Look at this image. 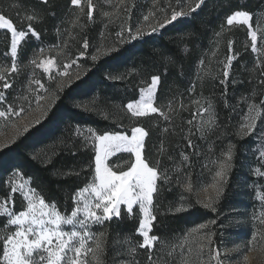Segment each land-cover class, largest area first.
I'll list each match as a JSON object with an SVG mask.
<instances>
[{
    "label": "trees",
    "instance_id": "16d2710c",
    "mask_svg": "<svg viewBox=\"0 0 264 264\" xmlns=\"http://www.w3.org/2000/svg\"><path fill=\"white\" fill-rule=\"evenodd\" d=\"M112 1L92 0L95 7L90 19L88 0H81L79 6L72 5L71 0H0V14L11 19L18 31L27 33L17 51V71L10 73L11 36L8 30L0 29V72L11 85L3 89L4 81H0V92L4 93L0 109L14 105L19 110L21 98L34 99L27 88L29 75L34 72L31 61L39 49L56 46L73 56L81 51L85 54L79 59L83 75L58 91L39 123L0 149V197L8 196L7 177L18 173L47 203L68 214L74 193L94 178L92 133H128L133 127H142L147 133L144 160L161 175L152 202L155 219L151 235L158 239L152 248H141L139 217L122 210L119 217L93 227L99 235L104 234L101 264H113L116 240L124 255L135 249L128 254L132 264H175L176 239L202 222L215 221L217 227L218 217L233 207V183L244 178L231 171L214 207L199 203L196 187L210 183L216 162L230 145L233 163H239L242 149L236 132L238 109L252 95L260 101L264 86V66L254 58L247 26H229L226 16L234 10L261 15L260 35L264 39V0H204L194 13L163 28L158 25L156 32H145L135 39L119 32L117 26L124 17L115 21L116 16L104 15L110 13L107 6ZM132 1L135 7L129 14L131 24L140 22L144 14L148 20L162 24L170 19L171 11L187 12L198 2ZM126 4L129 6L131 0ZM28 15L35 18L28 21ZM29 23L38 38L27 32ZM85 38L87 49L83 48ZM109 47L116 50L100 55ZM90 52L98 54L96 61L89 57ZM229 55L233 57L229 67L235 78L223 76ZM40 74L43 81L44 73ZM152 75L160 76L154 106L161 111L133 117L125 105L137 99L140 84ZM27 106L23 105L25 109ZM201 109L206 113L201 114ZM4 119L0 118V125ZM5 221L0 215V227Z\"/></svg>",
    "mask_w": 264,
    "mask_h": 264
},
{
    "label": "snow or ice",
    "instance_id": "6c2138e0",
    "mask_svg": "<svg viewBox=\"0 0 264 264\" xmlns=\"http://www.w3.org/2000/svg\"><path fill=\"white\" fill-rule=\"evenodd\" d=\"M47 3V0H42ZM204 0H198L195 7L190 8L189 11H171L170 19H165L162 24H159V28H163L166 25L172 24L178 21V19L190 15L197 11ZM72 5L79 6L81 0H71ZM95 5L92 0H88V12L87 15L91 19L93 16V9ZM104 15H110L104 13ZM35 18L34 15H28L26 19L32 21ZM148 20L146 16L144 18ZM252 14L245 10H234L231 14L226 16V24L231 26L235 23L248 26V34L252 40L253 51L256 50L257 34L252 30L250 20ZM0 29H7L11 32V57L13 59L11 69L7 71L14 73L17 71L16 58L18 55L17 46L21 40L26 36L25 31H18L14 26L11 19L6 18L3 14H0ZM158 29L153 28L152 32H156ZM28 33L39 37V34L35 31L32 24H28ZM131 35V32H130ZM145 35L144 32L137 31L132 38ZM219 35V33L217 34ZM89 47L88 40L85 38L83 42V48ZM231 48V42H229ZM115 48H107L101 52L100 55H108L115 51ZM84 52H80V56H83ZM93 61L98 59L97 55L91 57ZM233 57L229 55L227 57L228 64L224 66L223 76L228 78L230 73L228 68L231 64ZM37 67L42 68L45 73L51 71L54 66L53 59L41 60L37 63L36 60L32 61ZM70 64L64 65L65 68L70 67ZM67 75V72L64 73ZM0 81H4L2 84L3 89H8L11 85L5 80V75L0 72ZM224 81H221L223 83ZM34 83L40 84V81L35 80ZM71 83V81H69ZM160 83V76L152 75L151 82L147 88L141 89L140 99L135 102H129L126 105L128 112L133 117H144L152 113H158L161 110L154 106V93L157 90ZM264 83V81H262ZM62 89L63 84L59 85ZM33 89L29 88V92ZM4 97V93L0 92V100ZM41 97L39 94L35 96V102L39 103ZM55 99V96L52 97ZM33 102L32 97L25 96L21 98V106L19 110L14 105H9L5 109H0V118H11L12 116L21 115L26 109L24 104L29 106ZM264 105V101L261 102ZM51 107V104L48 105ZM256 105H250L249 111L255 109ZM211 106L209 105V111ZM205 111L201 109V112ZM47 113V108L42 112V116ZM165 119L168 118L165 113ZM196 114H193L195 118ZM259 115V112H257ZM250 122L241 125V129L238 135L244 137L252 134L256 127V117L251 116ZM39 123V120L36 121ZM192 121H189L191 124ZM207 123V121H205ZM246 129V131H245ZM27 131V128H25ZM132 135L129 137L123 133L109 134L105 133L102 136L96 137V155H95V178L82 189H78L76 196H73V201L77 205L70 215H61L56 210L55 205H49L42 198H38L34 191L32 195H28V192H24L25 199L27 200L26 210L20 211L18 214L10 211L5 204H0V213L6 214L8 217L6 220L7 226H14L15 231L11 234H6L0 237L2 241V248H0V264H87V256L92 254L94 260H98L99 256L103 253L102 241L96 237L92 232L88 231L90 224L102 225L106 221H110L113 217H119L121 215V205L127 206L128 212L133 211V205L138 204L140 212L143 214V218L139 221V228L137 231L143 236V242L140 244L141 248H151L153 241H156L158 237L149 235V226L153 219L150 211V205L153 202V194L157 191V180L161 178L158 170L154 167H150L148 163L142 158V149L144 147V138L147 135L142 127H133L131 129ZM189 146H192L191 140H189ZM4 147V145H0ZM232 146H229V151L225 155L227 160L231 161ZM121 151H129L135 155V162L131 164L127 170H113L107 164L105 160ZM261 157L264 158V152L261 153ZM186 160L187 157L185 156ZM231 164L221 161L219 170L215 172L214 184L212 187L215 191V198L218 199L224 192L223 184L226 181L227 174L231 169ZM258 175H264L259 168L256 169ZM14 175H19L14 173ZM167 180V176L163 177ZM11 191L13 193L17 191H24L25 185H17L11 182ZM188 187V186H186ZM32 191V190H29ZM214 200H210L205 207H212ZM180 209H177L179 211ZM82 217V218H81ZM215 223V221H213ZM264 223V221H262ZM62 225H78L82 231H77L75 227L70 231L62 229ZM201 228L204 225L200 226ZM104 234L101 233L100 236ZM95 241V247H89V241ZM135 249H129V254L134 252ZM217 260V264H222L219 260V256L213 257ZM246 259V258H245ZM151 262V256L149 257Z\"/></svg>",
    "mask_w": 264,
    "mask_h": 264
},
{
    "label": "rangeland",
    "instance_id": "374dc122",
    "mask_svg": "<svg viewBox=\"0 0 264 264\" xmlns=\"http://www.w3.org/2000/svg\"><path fill=\"white\" fill-rule=\"evenodd\" d=\"M127 5L128 4H126V0H115L107 6V12H110L109 14H111L112 16H116L115 21L118 18L124 17V19L120 20V25H118L117 28L119 29V32H121V34H125V37L135 36L138 30L144 33L152 32V29L159 25L155 20H145L144 18L147 16L146 14L142 16L140 22L131 24L128 21L130 20L129 14L132 13L135 5L132 0L131 4L129 6ZM261 19V15H252V19L250 20L252 30L256 31L257 34L255 51H253L252 40L250 36L249 39L250 48L254 54V58H256L255 60L258 61L259 66L262 67L264 66V39H262L260 35ZM235 24L237 23L234 22L233 25ZM9 33L11 36L10 31ZM23 39L21 40V42L23 41ZM21 42L17 46V51ZM9 47V51L11 54V39ZM93 55L98 56L96 52L89 53L90 58ZM84 57L85 54L83 56H73L68 52L60 50V48H57L56 46L43 47L38 50L33 60H36L37 63H39L41 60L53 59L54 66L50 72L45 73L42 68H39L32 63L33 60L31 61V65L34 69V72L32 71V73H30L29 75L30 77L28 79L29 85L27 88V94L34 96L33 102L30 106L28 105L26 107V110L21 115L12 116L11 118L5 117L4 122H2L0 125V145H4V147L9 145L20 134L25 131V128L28 129L33 124H36L37 120H41V118L44 116L41 115L42 112H44L45 108H47L48 110V105L52 104L55 100H53L52 97H56L58 91L61 90L59 85L63 84L64 87H66L70 84L69 81L73 82L74 80L83 75V69H81L82 63L79 59ZM228 63L229 62L227 60L225 65ZM66 64H70L71 66L65 68L64 65ZM228 71L230 73L229 78L231 75L233 76V78L236 77L234 71H230V67L228 68ZM65 72H67V75H64ZM40 73H44L43 81H40V79L42 78ZM35 80L40 81V84H42L44 87L41 88L40 85L34 83ZM150 82L151 78L147 82H142L140 84L137 99L130 102H135L139 100L141 96V89L147 88ZM253 83L255 88V81H253ZM29 88L33 89V91L29 92ZM37 94H39V96L41 97L39 103L35 102V96ZM256 98L257 97H253V95L251 99L247 98V100H245L241 107H239L238 109L239 111L237 117L236 132L239 142L238 145L241 146L242 149V156H239V163H235L234 165L233 156L231 161L227 160V156L225 154L228 153L229 150L226 151L222 158H220L216 162L215 172L219 170V165L221 161L231 164L232 167L227 174L226 181L228 180V176L231 171H234V174L237 175H239L240 173L244 175V178L238 179L239 181L233 183L232 190H235V197L232 198L233 207H231V209L227 211L224 216L218 217V222L216 224L217 227L214 226L212 222H202L183 232L176 239L177 241L175 242V245L178 246L177 251L174 254L176 257L175 264H217V260L213 259V257L217 256V254L222 264H264V223H262V221H264V175H258L256 172L257 168H259L261 172H264V158L261 157V153L264 152V105H262L261 103L262 101H264V86L262 88L261 100L257 102L255 101ZM250 105H256L257 107L250 112ZM257 112H259V115H257ZM202 113H206V111L201 112V114ZM251 116L256 117V127L254 132L244 137L238 135L241 129V125L249 123V118ZM119 133H123L129 137L132 135L131 130L128 133ZM92 134L94 136L93 139L95 142L96 155V146L98 143L96 137L102 136L105 133ZM243 140H247V143H243ZM1 148L3 147H0V149ZM143 149L142 158L144 159ZM112 158H114V160L113 163L110 164ZM135 159V155L132 152L121 151L109 156L105 160V164H107L113 170L126 171L127 168L130 167L133 162H135ZM95 166L96 163L94 157V178ZM234 166L235 169H233ZM214 178L215 175L212 177L209 184L200 185L196 187L197 199L199 203H201L203 206H205V204H207L210 200H214L212 207H214V205L218 202L219 198H215V191L212 187V185L214 184ZM10 181L16 183L17 185L24 184V191H17L13 193L11 191ZM226 181L224 182V184L226 183ZM6 185L8 186L9 193L7 197H0V204H5V206L8 207L10 211L15 214H18L20 211L26 210L27 208V200L25 199L24 192H28V195H32L34 191L35 195L38 198H42L33 188H31L29 181L21 177L20 175L12 174L8 176L6 179ZM76 194L77 191L74 193L73 196H76ZM48 204L53 205L51 203ZM76 206L77 205L74 202L73 208L68 214H64L61 212L60 214L68 216L71 214V212L75 209ZM16 208H18V210H16ZM56 210L58 211L57 208ZM122 210L128 211L127 206L121 205V211ZM150 211L152 213V205H150ZM129 213L136 214L139 217V221L143 218V214L140 212L138 204L133 205V211ZM0 215L4 216L7 220L8 217L6 216V214L0 213ZM152 222L148 229L150 236H152ZM95 225L97 224H90L87 230L92 232L96 237H98L102 241V237L93 229ZM201 225H204V227L201 228ZM61 227L66 231L72 230L73 227H75L77 231H82L78 225H62ZM13 231H15V227H6L5 221V225L3 227H0V237H3L6 234H11ZM141 237L142 243L143 236L141 235ZM154 242L155 241H153V245ZM88 246L94 248L95 241H89ZM0 248H2V241H0ZM114 250L115 256L112 259L113 264H132L129 262V253L124 255L119 252L120 242H118L117 240L115 241ZM101 257L102 254L99 256L98 260H94L92 254L89 253L87 256V264H101ZM151 264L158 263L154 261Z\"/></svg>",
    "mask_w": 264,
    "mask_h": 264
}]
</instances>
